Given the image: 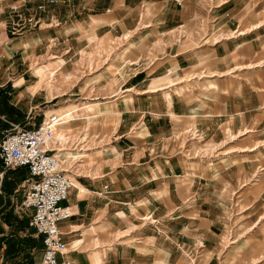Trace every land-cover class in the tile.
I'll use <instances>...</instances> for the list:
<instances>
[{"label": "crops", "instance_id": "1", "mask_svg": "<svg viewBox=\"0 0 264 264\" xmlns=\"http://www.w3.org/2000/svg\"><path fill=\"white\" fill-rule=\"evenodd\" d=\"M119 38L130 46L126 59L114 60L116 73L87 66L60 95L42 87L53 64L35 69L41 81L31 79L35 60L61 59L54 66L73 74L82 52ZM262 64L264 0H0V117L33 128L36 115L78 114L58 129L65 138L58 135L57 148L74 178L64 202L74 215L60 223L68 248L59 258L247 263L242 249L222 250L227 210L217 194L242 184L249 168L257 174L258 157L240 150L209 164L191 160L180 143L189 128L219 143L226 126L240 136L258 133ZM72 152L84 153L68 158ZM11 174L18 184L31 179L25 167ZM22 218L1 226L0 264L41 262L31 211Z\"/></svg>", "mask_w": 264, "mask_h": 264}, {"label": "rangeland", "instance_id": "2", "mask_svg": "<svg viewBox=\"0 0 264 264\" xmlns=\"http://www.w3.org/2000/svg\"><path fill=\"white\" fill-rule=\"evenodd\" d=\"M41 8H44V6ZM124 38L114 40V43L111 45H103L101 42H97L93 45L94 49L82 52V54L74 61L76 68L73 74L66 75L65 73H62L60 67L63 64V61L53 57L48 58L46 61H33L31 63L32 73L36 75V68L53 64V66H48L47 73H52L54 76L46 78V73H44L43 78L45 81L42 87L47 89L52 95L54 92H57L59 95L63 94L69 90L70 77L73 76L74 79V82L71 84H75L82 73L86 71L87 66L88 71L92 70L93 72L100 69L103 65L106 68H109L112 73L118 72L119 69L115 68L116 64H114V60L126 59L130 46L128 40ZM59 61H61L62 64L54 66V64ZM121 72L120 74L124 73L123 70ZM52 74H49V76ZM31 79L34 81L42 80L37 75L32 76ZM74 98L77 97L74 96ZM60 116H65V123H67L69 120L77 119L76 117H78V114H62ZM41 118H45V114L36 115L32 120H29V122H31L32 125L34 123L38 125V119ZM21 126L28 127L29 125H24L22 123ZM190 129L192 128H189L187 131ZM11 131L12 125L9 122V118L0 117V141ZM247 132L248 131H246V133ZM59 134H61V138H65L61 131ZM200 134L201 137H199L200 139L197 138V140L192 139V135L187 132L181 136L180 144L183 145L182 149H184V153H186L191 160H200L201 162L209 161V164L216 163L223 157L229 156L230 152L240 150H246L249 159L258 157L257 174L252 175L251 169L249 168L248 171L250 175L247 179L242 181V184L235 181L233 182L234 186L231 191L228 189L224 192V189H221L217 194V199L222 206V211L227 210V212H224L223 214L225 222L222 234L224 240L221 241L222 250H224L225 247L227 250H235L239 248L240 251L242 249L243 252L248 255L246 256L245 254V257L248 259V262L245 264H254L257 261L261 262L260 264H264V124L259 129L258 133L248 132L244 136L234 133L226 126V136L221 143L209 140L203 131H200ZM245 139L246 143H240V141ZM98 142L99 140H96L95 137L90 138V145H96ZM256 145H259V148L253 151L251 147ZM74 153L78 154L84 152ZM73 157L74 159L81 158H78L79 156ZM71 159L74 160L73 158ZM73 167H75L74 164ZM66 168L70 169L71 167L66 165ZM19 170L20 168L6 169L0 160V233L4 230L1 226L3 225L4 227L6 223L5 221L17 219L19 218V215L23 217L22 219H27L29 215V212L22 207L27 190V183L25 184V182H22L18 184L14 180H11L15 179V176H12L13 174L11 173H17ZM18 188L19 191L16 193L15 190ZM14 213L17 216L14 215ZM243 236H248L250 238V243H247V237L244 238V242L240 244L239 241ZM204 245V241L201 240L198 249L204 248ZM196 262L197 260H195V263L194 261H191L192 264H201L200 262ZM237 264L241 263L237 262Z\"/></svg>", "mask_w": 264, "mask_h": 264}, {"label": "built area", "instance_id": "3", "mask_svg": "<svg viewBox=\"0 0 264 264\" xmlns=\"http://www.w3.org/2000/svg\"><path fill=\"white\" fill-rule=\"evenodd\" d=\"M64 123L65 116L52 114L33 128L12 124V131L0 141V160L4 167L29 170L31 179L22 207L31 211V225L43 239L39 264H72L59 258L68 248L60 223L74 215L72 207L64 204L74 187V178L57 148L58 129ZM187 133L195 140L201 137L199 130L190 129Z\"/></svg>", "mask_w": 264, "mask_h": 264}, {"label": "bare ground", "instance_id": "4", "mask_svg": "<svg viewBox=\"0 0 264 264\" xmlns=\"http://www.w3.org/2000/svg\"><path fill=\"white\" fill-rule=\"evenodd\" d=\"M60 137H61V136H60ZM80 155H81V154H79V153H78V154H76V153H70V154L68 155V158H69V157H73V156H79V157H81Z\"/></svg>", "mask_w": 264, "mask_h": 264}, {"label": "trees", "instance_id": "5", "mask_svg": "<svg viewBox=\"0 0 264 264\" xmlns=\"http://www.w3.org/2000/svg\"><path fill=\"white\" fill-rule=\"evenodd\" d=\"M29 171V170H28Z\"/></svg>", "mask_w": 264, "mask_h": 264}]
</instances>
